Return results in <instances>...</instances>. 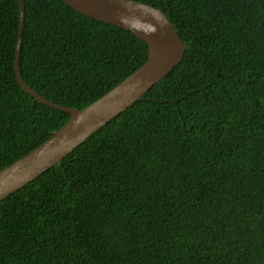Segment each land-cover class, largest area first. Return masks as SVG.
Here are the masks:
<instances>
[{"label": "trees", "instance_id": "trees-1", "mask_svg": "<svg viewBox=\"0 0 264 264\" xmlns=\"http://www.w3.org/2000/svg\"><path fill=\"white\" fill-rule=\"evenodd\" d=\"M185 42L156 85L0 199V264H264V0H138ZM19 0H0V165L70 118L17 79ZM147 45L63 0H25L20 72L84 107Z\"/></svg>", "mask_w": 264, "mask_h": 264}, {"label": "water", "instance_id": "water-1", "mask_svg": "<svg viewBox=\"0 0 264 264\" xmlns=\"http://www.w3.org/2000/svg\"><path fill=\"white\" fill-rule=\"evenodd\" d=\"M70 7L130 30L147 45V59L84 107L64 106L38 95L27 85L19 67L25 0H19L20 25L15 53L18 81L35 100L70 114L53 132L0 165V199L53 167L111 118L156 85L182 59L185 42L160 9L138 0H63Z\"/></svg>", "mask_w": 264, "mask_h": 264}]
</instances>
